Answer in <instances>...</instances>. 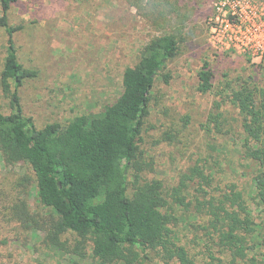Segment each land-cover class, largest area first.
I'll list each match as a JSON object with an SVG mask.
<instances>
[{"label":"rangeland","instance_id":"obj_1","mask_svg":"<svg viewBox=\"0 0 264 264\" xmlns=\"http://www.w3.org/2000/svg\"><path fill=\"white\" fill-rule=\"evenodd\" d=\"M223 2L20 0L8 16L12 25L22 26L15 35L21 62L38 72L20 89L25 113L38 128L100 113L121 95L125 68L138 62L151 38L165 32L179 37L178 55L166 69L169 81L162 77L156 81L137 165L129 170L128 181L139 173L143 180L163 183L175 217L172 241L185 248L190 264H252V259L264 264L261 249L235 254L222 246L202 206L236 184L255 214L260 212L254 203L257 168L244 156L246 140L238 110L230 103L223 106L231 126L227 133L215 135L206 126L215 94H204L197 86L206 59L215 72V90L227 80L236 84L253 77L264 82V55L245 49L243 43H248L244 38L248 28L251 38L264 44V0H241L242 11L232 4V11L224 9L227 15L216 21ZM228 23L239 24L242 32H233ZM5 46L6 33L0 27V76ZM6 105L0 82V110ZM196 166L210 177L204 181L197 174L187 181L182 193L186 205L172 193ZM35 184L27 163L9 164L0 151V264H98L90 241L79 244L72 231L57 239L52 229L57 218L40 202ZM140 253L141 264H183L173 251Z\"/></svg>","mask_w":264,"mask_h":264},{"label":"trees","instance_id":"obj_2","mask_svg":"<svg viewBox=\"0 0 264 264\" xmlns=\"http://www.w3.org/2000/svg\"><path fill=\"white\" fill-rule=\"evenodd\" d=\"M20 0H0L3 14L0 27L6 33V50L0 82L7 99L0 110V151L9 164L27 163L36 177L40 202L57 218L52 229L60 234L72 231L83 245L91 242L98 264H141L140 251H173L183 264H190L187 251L173 240L174 215L160 180H143L129 170L137 165L145 117L150 111L158 78L169 81L168 64L178 55L180 39L174 33L154 36L138 62L123 72V91L118 99L95 115L81 114L66 125L59 122L38 128L25 113L20 89L37 76L19 58L16 32L8 12ZM212 62L204 60L198 72V90L213 92L216 99L207 119V128L223 135L231 126L222 110L230 103L238 110L245 134V158L256 164L255 214L243 190L232 184L219 198L207 200L208 222L219 243L234 253L246 248L261 249L264 263V82L253 77L236 84L227 80L215 90ZM214 148V146H211ZM192 175L184 174L172 196L185 202L182 194L188 180L209 175L196 166ZM132 184V188L129 186ZM252 264H258L255 259ZM164 264H174L166 262Z\"/></svg>","mask_w":264,"mask_h":264},{"label":"built area","instance_id":"obj_3","mask_svg":"<svg viewBox=\"0 0 264 264\" xmlns=\"http://www.w3.org/2000/svg\"><path fill=\"white\" fill-rule=\"evenodd\" d=\"M232 4H234L235 7H237V8H239L241 6V11H242L243 8H242L241 0H226V1L224 0L223 4H221L222 5L221 6L222 8L219 7V8H221V9H219L220 14L217 16L216 21L220 17H224V16L227 15V13H224V11H223L224 9H227L228 8V9H230L229 11H232ZM232 23H237V21L236 20H232ZM214 25H216L214 27H217V28L219 26L218 24H214ZM226 25L227 26H230L231 27V30L233 32H235V31L236 32H242L241 31V27L239 26V24H229L228 23ZM245 31H246V33L244 35V38L247 39V41H248V43L243 42L245 44V49H247V50L254 49L255 52L260 53L261 55H264V44H262L259 40H257V38H251V35H252L251 33L252 32H251L250 29L247 28ZM253 43L255 45V48L252 46Z\"/></svg>","mask_w":264,"mask_h":264}]
</instances>
